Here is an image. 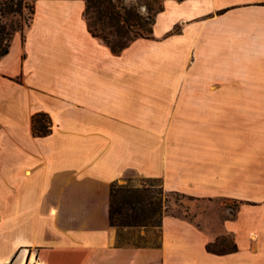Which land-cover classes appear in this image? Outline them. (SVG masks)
<instances>
[{
    "label": "crops",
    "instance_id": "1",
    "mask_svg": "<svg viewBox=\"0 0 264 264\" xmlns=\"http://www.w3.org/2000/svg\"><path fill=\"white\" fill-rule=\"evenodd\" d=\"M231 2L161 0L151 36L113 52L86 0H34L0 57V197L18 264H264V202L226 222L237 249L222 254L206 249L219 233L184 217L163 215L157 244L139 247L118 246L108 220L124 177L243 200L264 182V0L216 14Z\"/></svg>",
    "mask_w": 264,
    "mask_h": 264
},
{
    "label": "rangeland",
    "instance_id": "2",
    "mask_svg": "<svg viewBox=\"0 0 264 264\" xmlns=\"http://www.w3.org/2000/svg\"><path fill=\"white\" fill-rule=\"evenodd\" d=\"M236 1L238 2L226 4L227 8L225 9L216 10V14H221L226 10H233L235 12H241L244 9L255 10L257 5H259L256 2H250V0ZM125 2L130 7L134 8L131 15H133L134 12H139L142 15H149V22L152 21L156 10L162 5L161 0H125ZM33 6L34 0H0V36L2 37V43H9L15 35L23 34L25 28L31 22ZM147 6L151 8L149 11L146 10ZM91 16L94 19L95 13L93 9L91 11ZM175 30H177V28ZM235 32H237L239 37L242 36V30H235ZM262 153V155H264V150H262ZM255 176L256 177L251 179L250 194L247 195L248 199L245 200L234 196H181V194L170 193L166 190H163L160 195L156 194L155 197L157 200L160 198L163 215L170 214L177 217H184L195 222L198 226L207 231L219 233L216 237L217 241H219L218 248L227 249L231 247L234 239L229 233L222 232L226 222L236 218L238 210L243 202L249 204L264 202L263 179L259 180L257 174H255ZM144 179L147 178L130 176L121 178L117 182L122 184L129 181L131 184L137 186L143 183ZM156 183L158 184L161 182L159 181ZM260 188H263L261 191L263 193H259ZM4 214L5 212L2 210L0 197V264H18V250L14 251L11 249L13 243L18 238L19 228L9 225V217L12 215V212H7L6 217ZM158 239V225L140 228L124 227L120 229L119 240L126 246L153 245L157 244Z\"/></svg>",
    "mask_w": 264,
    "mask_h": 264
},
{
    "label": "trees",
    "instance_id": "3",
    "mask_svg": "<svg viewBox=\"0 0 264 264\" xmlns=\"http://www.w3.org/2000/svg\"><path fill=\"white\" fill-rule=\"evenodd\" d=\"M162 5L156 10L160 11ZM95 13L94 19L91 11ZM125 0H86L84 17L92 35L100 38L113 52H119L131 41L138 37H150L152 34L154 18L151 22L149 15L134 12ZM148 6L146 10H150ZM154 15V16H155ZM9 43H2L0 36V57L8 50ZM32 133L35 136H44L50 132V120L47 114L38 112L31 119ZM114 180L109 188L108 220L116 228V244L126 246L120 239L121 228L153 227L160 225L163 210L160 198L156 194L163 191L160 180L147 178L140 185H133L129 181L119 184ZM158 187V188H157ZM180 194L177 192H170ZM181 196H187L181 194ZM221 242V241H220ZM221 244V243H220ZM219 241L208 243L206 249L213 253H227L236 250L232 242L227 249L218 248ZM139 247L140 245H131Z\"/></svg>",
    "mask_w": 264,
    "mask_h": 264
}]
</instances>
